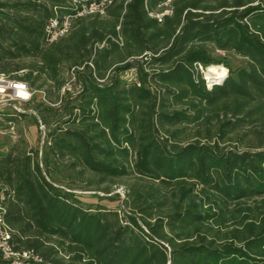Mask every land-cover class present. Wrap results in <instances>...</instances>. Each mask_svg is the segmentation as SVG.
I'll list each match as a JSON object with an SVG mask.
<instances>
[{
    "label": "trees",
    "instance_id": "1",
    "mask_svg": "<svg viewBox=\"0 0 264 264\" xmlns=\"http://www.w3.org/2000/svg\"><path fill=\"white\" fill-rule=\"evenodd\" d=\"M87 1L0 0V75L34 92L0 126L32 116L46 142L0 153L11 248L36 264H264V0H173L161 23L162 0H115L47 44L48 21ZM196 64L228 74L209 89Z\"/></svg>",
    "mask_w": 264,
    "mask_h": 264
},
{
    "label": "built area",
    "instance_id": "2",
    "mask_svg": "<svg viewBox=\"0 0 264 264\" xmlns=\"http://www.w3.org/2000/svg\"><path fill=\"white\" fill-rule=\"evenodd\" d=\"M114 1L115 0H88L86 4L82 3L80 8L72 15L63 17L55 16L51 18L45 27V40L47 44H52L66 36L76 19L87 16H104L108 7ZM172 1L173 0H162L158 5L157 10L149 13V16L155 19L158 23H161L165 16L171 14ZM79 2L80 1H78V3ZM217 53L224 55V53L221 52ZM195 69L199 70L202 75L206 70L199 64L195 65ZM225 77L226 74L224 73L223 76L216 79H203L206 82L207 88L210 89L212 81L220 83ZM73 82L74 77L71 73V78L63 86L62 92H73ZM76 89L78 90V87ZM33 93L34 92L29 90L26 83L0 75V115L7 111H9V113H25L24 106L31 100ZM28 113L35 115L32 110H28ZM37 125L41 131L44 130V126L39 119H37ZM1 198L2 195L0 193V258L2 264H36L39 259L33 253L28 251H14L11 248L10 234L3 224Z\"/></svg>",
    "mask_w": 264,
    "mask_h": 264
},
{
    "label": "rangeland",
    "instance_id": "3",
    "mask_svg": "<svg viewBox=\"0 0 264 264\" xmlns=\"http://www.w3.org/2000/svg\"><path fill=\"white\" fill-rule=\"evenodd\" d=\"M214 57L220 61L226 63L231 69H235L237 67L244 66V61L234 55H221L219 53H215ZM210 68L213 69H223L224 73L228 74V70L223 65L218 66H211ZM206 69L203 73V78L206 80V73L210 69ZM69 73L66 74V77H68ZM37 100L42 99V94L37 92L34 94ZM25 107V106H24ZM9 113V111H7ZM1 122V119H0ZM201 129V128H200ZM203 130V129H202ZM197 131L196 127L189 126L186 129V135L188 139H193L194 134ZM245 131V130H244ZM242 134V132H240ZM251 137V136H249ZM245 140L247 138H243L242 142H236L237 138L231 136L229 138H226L227 143H225V147H238V149L242 148L244 146ZM225 141V142H226ZM45 128L43 131H41L38 128L37 123L32 119V116H25L22 118L21 121H17L14 124H6L3 123L2 126H0V153L4 152L8 147L10 146H16L18 149L23 150L24 152H30V151H44L45 149ZM123 187L121 184H119L116 188H114V192L118 193V195L123 198ZM85 196H91L92 193L85 192L82 193ZM85 199L84 202L86 203H95L96 200L94 198H83ZM102 204L106 205L110 208H116L117 203H108L106 201L102 202ZM248 206L254 207L255 204L251 203Z\"/></svg>",
    "mask_w": 264,
    "mask_h": 264
},
{
    "label": "bare ground",
    "instance_id": "4",
    "mask_svg": "<svg viewBox=\"0 0 264 264\" xmlns=\"http://www.w3.org/2000/svg\"><path fill=\"white\" fill-rule=\"evenodd\" d=\"M224 75V70L223 69H213L210 68L207 73H206V77L210 80V79H216L219 78L221 76Z\"/></svg>",
    "mask_w": 264,
    "mask_h": 264
},
{
    "label": "water",
    "instance_id": "5",
    "mask_svg": "<svg viewBox=\"0 0 264 264\" xmlns=\"http://www.w3.org/2000/svg\"><path fill=\"white\" fill-rule=\"evenodd\" d=\"M223 81H221L220 83H216V82H214V81H212V83H211V88L214 86V85H216V84H221Z\"/></svg>",
    "mask_w": 264,
    "mask_h": 264
}]
</instances>
